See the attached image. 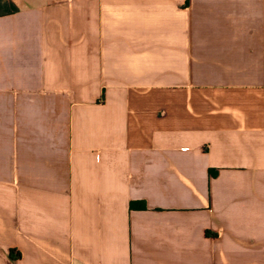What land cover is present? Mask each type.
I'll list each match as a JSON object with an SVG mask.
<instances>
[{
  "label": "crops",
  "instance_id": "1",
  "mask_svg": "<svg viewBox=\"0 0 264 264\" xmlns=\"http://www.w3.org/2000/svg\"><path fill=\"white\" fill-rule=\"evenodd\" d=\"M0 264H264V0H0Z\"/></svg>",
  "mask_w": 264,
  "mask_h": 264
},
{
  "label": "trees",
  "instance_id": "2",
  "mask_svg": "<svg viewBox=\"0 0 264 264\" xmlns=\"http://www.w3.org/2000/svg\"><path fill=\"white\" fill-rule=\"evenodd\" d=\"M20 255V254H19Z\"/></svg>",
  "mask_w": 264,
  "mask_h": 264
}]
</instances>
